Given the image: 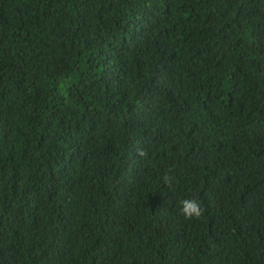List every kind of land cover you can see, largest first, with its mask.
Listing matches in <instances>:
<instances>
[{
    "label": "trees",
    "instance_id": "obj_1",
    "mask_svg": "<svg viewBox=\"0 0 264 264\" xmlns=\"http://www.w3.org/2000/svg\"><path fill=\"white\" fill-rule=\"evenodd\" d=\"M0 264H264V0H0Z\"/></svg>",
    "mask_w": 264,
    "mask_h": 264
},
{
    "label": "clouds",
    "instance_id": "obj_2",
    "mask_svg": "<svg viewBox=\"0 0 264 264\" xmlns=\"http://www.w3.org/2000/svg\"><path fill=\"white\" fill-rule=\"evenodd\" d=\"M137 153L140 156L146 155L142 149H137ZM164 183L166 185H171L173 182V177L169 174H165ZM180 212L185 217V219L191 220L193 218L199 219L204 214V209L201 202L196 198H185L180 202Z\"/></svg>",
    "mask_w": 264,
    "mask_h": 264
}]
</instances>
